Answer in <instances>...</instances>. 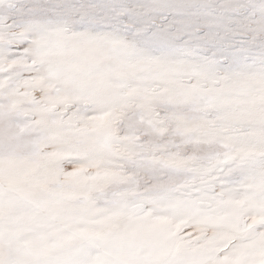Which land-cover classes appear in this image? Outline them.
I'll list each match as a JSON object with an SVG mask.
<instances>
[{"label": "snow or ice", "instance_id": "obj_1", "mask_svg": "<svg viewBox=\"0 0 264 264\" xmlns=\"http://www.w3.org/2000/svg\"><path fill=\"white\" fill-rule=\"evenodd\" d=\"M0 264H264V0H0Z\"/></svg>", "mask_w": 264, "mask_h": 264}]
</instances>
